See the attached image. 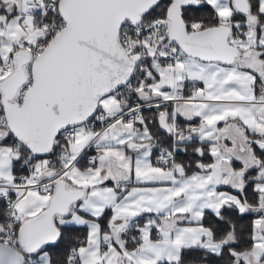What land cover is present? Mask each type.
<instances>
[{
	"label": "snow or ice",
	"instance_id": "obj_1",
	"mask_svg": "<svg viewBox=\"0 0 264 264\" xmlns=\"http://www.w3.org/2000/svg\"><path fill=\"white\" fill-rule=\"evenodd\" d=\"M0 264H264V0H0Z\"/></svg>",
	"mask_w": 264,
	"mask_h": 264
}]
</instances>
